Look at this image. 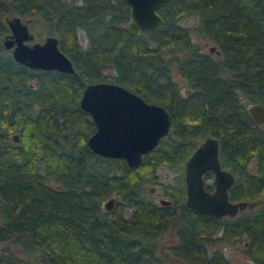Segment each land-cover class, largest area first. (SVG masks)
<instances>
[{"label":"trees","instance_id":"1","mask_svg":"<svg viewBox=\"0 0 264 264\" xmlns=\"http://www.w3.org/2000/svg\"><path fill=\"white\" fill-rule=\"evenodd\" d=\"M158 13V26L134 35L122 0H0V264H228L219 241H244L242 251L264 264V203L233 217L199 213L182 204L181 179L185 158L210 135L233 175L228 198L264 194V123L245 110L264 105V0H171ZM10 15L54 35L74 73L16 62L1 43ZM188 16L194 23L185 25ZM96 80L169 113L168 134L132 167L85 143L94 124L78 99ZM157 166L175 172L174 182L156 181ZM145 181L158 182L170 202L142 194Z\"/></svg>","mask_w":264,"mask_h":264},{"label":"water","instance_id":"2","mask_svg":"<svg viewBox=\"0 0 264 264\" xmlns=\"http://www.w3.org/2000/svg\"><path fill=\"white\" fill-rule=\"evenodd\" d=\"M128 8L124 28L131 34L152 29L162 22L158 8L171 0H122ZM8 31L2 44L10 47L11 57L18 63L34 69H54L74 73L69 58L58 48L57 38L47 34L42 40H32L28 28L30 17L10 15L4 18ZM207 51L218 54L214 44L204 41ZM78 107L87 112L94 130L86 137L87 147L97 155L121 158L129 167L136 165L141 155L150 150L158 138L167 135L169 114L160 104L145 101L123 85L106 80L86 82L78 99ZM245 110L256 124L264 123V105L245 103ZM17 141L16 133L11 134ZM212 173V188H204L202 174ZM233 176L222 168L217 158V140L206 136L200 140L183 163L184 200L182 204L199 213L215 217H233L237 212L264 203V194L248 199L230 200L227 187ZM118 199L113 193L101 201V208L109 211ZM161 204L170 201L159 197ZM236 264H254L251 259Z\"/></svg>","mask_w":264,"mask_h":264},{"label":"rangeland","instance_id":"3","mask_svg":"<svg viewBox=\"0 0 264 264\" xmlns=\"http://www.w3.org/2000/svg\"><path fill=\"white\" fill-rule=\"evenodd\" d=\"M74 1L78 2L79 0H74ZM182 23L185 25H190V24L194 23V19H193V17L188 16L182 20ZM28 28L33 34V40H42L43 37L45 36V35L41 34L40 26L37 24H35V25L28 24ZM77 39H78V42L80 43L81 46H85L86 39H85V35H84L83 30H81V29L77 30ZM194 41L197 42L202 47V49H204V50L207 49V45H203V42L208 41V40H202L199 38H194ZM208 42L210 43V41H208ZM171 73H172L173 79H175L176 81L179 82V78L173 69L171 70ZM249 168L251 169V166H249ZM155 172H156V181H158L160 183L174 182V176L176 175L175 172L170 171V170H168L162 166H157L155 169ZM158 182H155V183L148 182V181L143 182L141 185L140 192L142 194L150 197L151 200L156 201L157 198L163 197L161 186L159 185ZM124 215H127L126 211H125ZM110 217H112V215H110ZM170 238H171V236L165 235L160 240V242H163V246L165 247V249H166L167 241H169ZM243 243H244V241H234L231 243L226 242V241H219L214 246L222 251V253L225 255V257L227 259L228 264H236L238 260H243L246 258L251 259L248 255H246L242 251V246H243L242 244ZM163 246H162V248H164ZM16 254L24 257V253L19 249L16 250ZM169 261L166 262V260H165V264H181V263L175 262V260H171V262H169ZM27 264H45V263L40 262V261L32 258V259H30V261H28Z\"/></svg>","mask_w":264,"mask_h":264},{"label":"flooded vegetation","instance_id":"4","mask_svg":"<svg viewBox=\"0 0 264 264\" xmlns=\"http://www.w3.org/2000/svg\"><path fill=\"white\" fill-rule=\"evenodd\" d=\"M30 20H31V18H30ZM29 24H30V22H29ZM6 25V24H5ZM8 31V29H7V26H6V31L3 33V35H2V38H1V43H2V40H3V38H4V34L6 33ZM33 40V39H32ZM3 45V44H2ZM4 47V46H3ZM5 48V47H4ZM5 49H7V50H9V53H10V47L9 48H5ZM134 92V91H133ZM146 101V100H145ZM157 104V103H156ZM169 114V113H168ZM91 118V117H90ZM167 134H168V131H167ZM166 136V135H165ZM216 138V137H215ZM203 139V138H202ZM201 139V140H202ZM217 140V139H216ZM200 141V140H199ZM198 141V142H199ZM197 142V143H198ZM197 145V144H196ZM195 145V146H196ZM194 149V148H193ZM217 152H218V143H217ZM146 153V152H145ZM190 154V153H189ZM217 158H218V153H217ZM186 159V158H185ZM185 161V160H184ZM184 163V162H183ZM220 164V163H219ZM221 166V165H220ZM222 167V166H221ZM222 168H224V167H222ZM226 169V168H225ZM228 170V169H227ZM229 171V170H228ZM230 172V171H229ZM231 173V172H230ZM232 174V173H231ZM233 176V175H232ZM181 179H182V182H183V166H182V171H181ZM202 179H203V182H204V188H206L207 190H210L211 188H212V185H211V180H212V173H211V171H209V170H206V171H204L203 172V174H202ZM230 186V185H229ZM228 186V187H229ZM183 187H184V182H183ZM227 187V188H228ZM226 191H227V189H226ZM184 195H185V192H184ZM228 196V195H227ZM164 198V197H163ZM167 199V198H166ZM229 199V198H228ZM169 200V199H168ZM184 200V199H183ZM157 201V200H156ZM159 203V202H158ZM215 217V216H214ZM220 217H229V216H226V215H223V216H220Z\"/></svg>","mask_w":264,"mask_h":264},{"label":"bare ground","instance_id":"5","mask_svg":"<svg viewBox=\"0 0 264 264\" xmlns=\"http://www.w3.org/2000/svg\"><path fill=\"white\" fill-rule=\"evenodd\" d=\"M65 54V53H64ZM66 55V54H65Z\"/></svg>","mask_w":264,"mask_h":264}]
</instances>
